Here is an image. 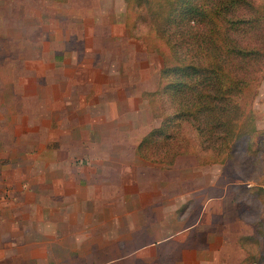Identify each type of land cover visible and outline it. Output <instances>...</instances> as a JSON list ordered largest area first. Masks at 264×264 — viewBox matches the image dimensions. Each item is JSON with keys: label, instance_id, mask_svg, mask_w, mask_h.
I'll return each mask as SVG.
<instances>
[{"label": "crops", "instance_id": "1", "mask_svg": "<svg viewBox=\"0 0 264 264\" xmlns=\"http://www.w3.org/2000/svg\"><path fill=\"white\" fill-rule=\"evenodd\" d=\"M112 1H102L100 8L94 4L63 5L67 17L91 21L90 25L85 23L90 31L84 29L81 33L79 29H72L63 32L64 35L57 31L47 35L37 29L46 17L41 18L40 12L30 9L32 1H24L26 5L20 13L32 17L24 18L18 28L35 26L38 32L35 37L40 42L37 48L17 47V52L31 55L18 63L24 75L12 83L13 105L2 107L5 95L0 89V148L10 144L12 149H18L23 144V136L31 133L35 150L32 159L27 160L13 157L3 162L0 156V182L6 186L0 192V203L6 204L0 208V217L5 219V228L14 231V235L19 232L22 226L19 222L24 220L23 209H36L33 216L42 228L46 229L47 225L55 232L61 226L77 228L71 223V215L79 213L81 230L88 229L90 224L94 229H111V244L127 247L126 252L120 250L108 261L113 264H125V261L129 264H243L250 257L245 245L255 236L256 227L253 221V230L245 232L247 228L244 230L242 225L246 222L240 209L242 200L233 199L231 189L238 181L229 184L231 192L226 193L218 185L216 175L209 174L208 179L202 176L200 168L216 163L198 164L193 154H179L169 165L142 159L136 154L135 146L148 129L137 136L136 128H121L117 106L105 110L103 100L100 105L93 94L70 93L72 81L64 73L69 67L80 68V63L84 64L81 59L74 60L72 54L94 55L87 59V70L120 68V63L117 61L115 65L111 56L114 50L102 47L97 52L90 45L82 49L71 46L70 50L66 44L68 38L84 37L83 43L88 38L95 39L92 34L96 25L115 21L109 18ZM47 19L51 25L52 19ZM114 36L112 31L108 32L104 42L119 43V38L113 41ZM61 38L66 39L64 44ZM103 57H108L111 66ZM126 64L129 69L137 70L135 64ZM29 101L33 103L30 114L25 113V104ZM26 117L32 118L31 128L25 124ZM105 118L112 120L111 129L104 127ZM186 156L192 158L187 162L193 166V173H163L177 167L180 158L187 159ZM105 160L114 163L113 175L103 172ZM93 169L101 171L93 174L90 172ZM25 180L30 182L27 186ZM92 214L95 218L89 221ZM52 241L61 242V238L50 235L48 239L37 237L25 242L18 236L6 237L0 240V245L16 246L10 262H24L29 258L38 263L87 261L85 253H45L44 247L47 243L53 244ZM25 245L34 247L36 253L26 254ZM9 260L0 257V262L5 264Z\"/></svg>", "mask_w": 264, "mask_h": 264}, {"label": "rangeland", "instance_id": "2", "mask_svg": "<svg viewBox=\"0 0 264 264\" xmlns=\"http://www.w3.org/2000/svg\"><path fill=\"white\" fill-rule=\"evenodd\" d=\"M24 1L27 0H0V89H2L5 95L2 107L11 106L14 104L15 97L13 96L14 94L12 91L14 84L12 83L16 82L20 76L24 75V71L19 70L18 63L24 60V58L27 56L31 55L30 53L21 54L17 52V47L19 45L22 47L29 46L37 48V42H40V39L38 41V38L35 37V35L38 34L37 29L42 30V33L47 35L54 31H57V33L60 35H64L63 32L72 29H79L81 33H83L84 29L90 31V26L85 23H89L90 25L91 21L85 22V20L82 18L73 16L67 17V13L62 10L63 5L65 4L66 6L67 4L70 5V3L73 5L76 4L78 6H92V4H94L95 7L100 8L103 2L110 3V0H102L103 2L101 0H28L30 2L32 1L29 4L30 9L36 10V13L40 12L41 18L44 16L46 17L43 18L45 23L37 29L35 26H28L26 29H20L18 26L21 24L22 20H24V18L25 20H30V17H32L30 15H28L30 16L28 17L23 13H20L21 10L23 11V6L26 5ZM249 1L251 2L252 8L249 9L247 7H240V13L246 17L252 11L254 15L258 17V11L261 10L262 16L258 17L260 20L256 25L263 27L264 0ZM36 3L38 6H36ZM110 6L111 16H109V18H113L115 21H105V26L102 24L96 25V29H93L94 33L92 34L93 36H96L95 39L88 38L86 39L87 42L85 43H83L84 37L77 40L74 38H68L67 42L65 38L61 39H63V44L65 41L66 44L69 45L70 50L71 46L79 48L81 47L82 49L85 45L93 46L94 48L92 49H96L97 52H100V48L102 47L109 48L111 51L114 50L111 56H113L115 60H113L115 65L117 61L120 63V68L112 69V67H106L104 70H87V59L94 55H88V53H75L72 54L71 57L75 58L74 60H76V58L81 59L84 64L80 63L82 65L80 68L69 67L65 71L64 76L72 81V84L70 85L71 94L77 92H79V94L81 92H87L91 95L93 94L94 100H96L100 105L103 100L105 110H110L113 108V106H117V109H120L121 113V128L124 130L128 129L127 127L136 128L138 136L141 132L149 129L152 126H155L159 122V117L154 115L149 107L147 95L145 93L151 91L156 86L158 80V70L162 65L161 54L167 51V47L162 41L153 39H145L142 41L140 38L132 37L128 33V30L124 25V0H113ZM25 8H27V6H25ZM48 17L50 21L52 19L51 25H49L50 23L47 22ZM1 27H3V31L1 30ZM259 27L256 26L257 30H259ZM138 29L142 31L144 26L139 23V25L136 27V30ZM111 31L115 35L113 41L119 38V43H113V45H110L108 41L104 42V35H107L108 32ZM243 32L244 30H240V34L235 35L231 31H228L227 35L230 39H227V42L229 43L233 41V39H239L235 45L243 48L252 45H259V38L246 40L247 38H245L243 35L241 36ZM252 32L248 31L247 34L251 35ZM141 33L145 32L142 31ZM7 34H9V36L6 37L5 35ZM253 37L254 36H252V38ZM71 40H75V42ZM35 56L39 55L35 54ZM42 56L43 55L40 57ZM255 56L256 55H254V57ZM254 57L252 56L248 60V63L254 64V66L258 67L256 70L257 73L254 74L255 80L250 81L249 79L248 82L250 83L248 86L246 85L244 87V93L241 95V104L245 107V109L249 108V111L247 110V112L244 113L245 116L247 115L248 117L244 116L243 121H245L247 126L254 127V130L250 135V137H252L249 144L251 145V150H243L242 145L234 144L233 142L230 144H225V147L223 146L224 148H222V154L226 155V153H228V156L230 155V158L233 159V164L231 160H224L221 163L211 164L200 168L202 176H206V179H208L209 174L216 175L218 185H220L221 188L226 191V193L231 192L229 188L231 183L237 181V183L253 185L255 188L264 186V65L262 66L264 59L263 56L257 55L258 59L256 62H254ZM102 59L111 66L112 63L108 62V57L107 59L105 57ZM126 63L135 64L137 66V70L134 71L133 69H129V65L126 66ZM74 64H70V66H73ZM50 92L51 91L48 90V93ZM236 98L237 101H239L238 97ZM32 104L33 103L31 101L25 104V113H31ZM9 109L11 110L13 107H10ZM104 121V127L111 129L112 120L105 118ZM25 124L27 127L31 128L32 118L26 117ZM204 129V126L201 127L203 133ZM239 129H245L243 124ZM188 131L191 135H194L195 138L199 137V135L196 133V129H194L193 126L189 128ZM215 131L217 133L219 130ZM215 135L216 134H214L213 138L216 140V144L220 145V134L216 137ZM131 136L132 135L129 136V141ZM139 138L140 137H138V139ZM203 138H205V135ZM20 139L21 137L19 140ZM32 140L33 135L30 133L23 136V144H19L17 147L18 149H12L10 144H4V146L0 148V156L3 158V162H6L8 158L13 157H23L26 160L32 159L33 152L35 150L32 145ZM198 151L200 152V149H197V152ZM186 158L187 159L180 158L181 161L177 163V167H173L171 170H165L163 173L168 175L174 173H193V166H189L188 164L191 163L187 162L188 160L191 161L192 158L189 156H186ZM113 164L114 163L112 161L105 160L103 172L113 175ZM235 165L236 169L234 168ZM94 167L95 165L93 168ZM101 169L96 171L93 169V171L90 172L95 174L98 173L97 171H101ZM24 183L25 186H27L30 182L25 180ZM4 188H6V186L0 182V192H2L1 190ZM260 194L264 197V191H260ZM28 196L29 195L26 194V198ZM249 202L250 204H248L244 199L241 201L240 209H242V216L246 220V222L244 221L242 223L244 230L246 228L247 229L245 232H247V230H253L254 226L252 223L256 219L262 222L260 223L263 230L260 231L262 236L256 240V243L248 242L245 246H247L250 250V253L253 254L255 261L252 263L264 264V204L262 203L263 201L259 196L258 199L249 198ZM5 205L6 204L0 203V208H3ZM248 205L251 206V209L248 207ZM229 209H231V207H229ZM33 210H35V214L33 213ZM46 214L48 215V212ZM33 215L36 216V209H23L22 216L24 220L19 222V224L22 226L16 235L12 234L14 231L12 232L10 228H5V219L0 217V240L2 238L5 240L6 237L12 238L17 236L18 238L24 239L25 242L31 241L33 238L37 237L48 239L50 235L53 238H61V242L53 243L52 241L53 244L50 245L47 243V245L44 247L45 253H59L69 251L71 254L84 255L85 253L87 255V261L74 260L71 264H113L112 262L108 261L111 260L120 250L122 251L127 249V247H116L111 244L112 240L110 238L113 235V230L111 229H94L92 224H90L88 229L81 230L78 227L80 222L79 213L76 215H71L73 216V222L71 223H74L75 227L78 229H65L64 226H61L63 228H56V232L49 230L47 225L46 229H43L39 221L34 218ZM93 218H95V215H89V221L93 220ZM7 245H0V257L3 256L9 260L12 256L11 254L16 252V246L9 247ZM23 248L26 250V254L36 253V251L34 252V247L30 245H25ZM28 257L29 256H26V258ZM9 263L58 264L53 262L38 263L34 261V258H29L24 262H10V260L6 262V264ZM0 264L5 263L0 262ZM125 264H129V262L125 261ZM131 264L144 263L135 262Z\"/></svg>", "mask_w": 264, "mask_h": 264}, {"label": "trees", "instance_id": "3", "mask_svg": "<svg viewBox=\"0 0 264 264\" xmlns=\"http://www.w3.org/2000/svg\"><path fill=\"white\" fill-rule=\"evenodd\" d=\"M240 7L251 9L252 5L249 0H125L124 25L128 33L142 41H162L167 47L161 54L156 86L145 93L159 122L135 146L142 159L169 165L179 154H193L198 164L224 160L233 164L228 153L222 154L225 144L233 142L242 145L243 150H251L254 127L243 121L249 108L241 104V95L257 73L258 67L248 60L254 55V62L257 55L264 59V26L256 25L261 10L258 17L252 11L245 17ZM139 23L145 33L136 30ZM240 30H244L241 36L246 40L259 38V45L239 47L235 45L239 39L228 43L227 32L236 35ZM248 31L253 32L249 35ZM242 124L245 129H239ZM192 126L199 137L188 131ZM214 134L215 137L220 134V145L216 144ZM231 189L233 199H244L250 204L249 198L259 196L264 204L260 194L264 186L236 183ZM260 222L254 221L255 236L249 239L252 243L262 236ZM253 261L250 253L243 264Z\"/></svg>", "mask_w": 264, "mask_h": 264}, {"label": "built area", "instance_id": "4", "mask_svg": "<svg viewBox=\"0 0 264 264\" xmlns=\"http://www.w3.org/2000/svg\"><path fill=\"white\" fill-rule=\"evenodd\" d=\"M252 264H254V263H252Z\"/></svg>", "mask_w": 264, "mask_h": 264}]
</instances>
